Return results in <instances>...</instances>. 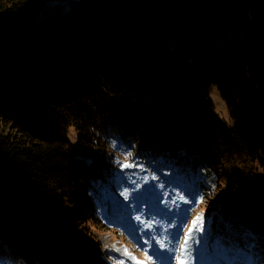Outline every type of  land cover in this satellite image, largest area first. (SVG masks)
I'll list each match as a JSON object with an SVG mask.
<instances>
[{"label":"trees","instance_id":"1","mask_svg":"<svg viewBox=\"0 0 264 264\" xmlns=\"http://www.w3.org/2000/svg\"><path fill=\"white\" fill-rule=\"evenodd\" d=\"M45 1L0 0V22L29 20ZM213 88L231 127L201 124ZM115 138L179 165L226 157L264 172V0H71L1 46L0 258L73 264L95 249L96 172H112Z\"/></svg>","mask_w":264,"mask_h":264},{"label":"rangeland","instance_id":"2","mask_svg":"<svg viewBox=\"0 0 264 264\" xmlns=\"http://www.w3.org/2000/svg\"><path fill=\"white\" fill-rule=\"evenodd\" d=\"M52 1H56L52 20H57L66 14L71 0ZM18 21L22 20L0 24ZM211 98L214 109L201 124L221 122L231 127L228 107L217 88L212 89ZM68 134L79 146L75 127ZM111 148L112 172H96L99 177L93 190L102 219L101 226L91 227L88 233L95 249L75 253L77 261L73 264H134L123 255L125 248L145 264H176L172 252L184 242L189 229V264H201V258L202 264H246L253 238L257 245L253 254L264 252V206L250 207L242 195L245 181H250L255 184L251 195L259 192L264 202L261 168L245 170L226 157L214 165L199 155L179 165L175 157L156 156L133 141L122 142L119 138L112 140ZM125 164L131 167H124ZM125 191L129 193L127 197ZM201 215L203 231L198 230L199 222L193 227V221ZM63 239L67 244V236ZM160 241L164 242L163 248H159ZM154 249L158 250L159 259L153 254ZM0 264L20 262L0 258Z\"/></svg>","mask_w":264,"mask_h":264},{"label":"water","instance_id":"3","mask_svg":"<svg viewBox=\"0 0 264 264\" xmlns=\"http://www.w3.org/2000/svg\"><path fill=\"white\" fill-rule=\"evenodd\" d=\"M53 2L56 1L46 0L29 21L22 20L13 24H0V47L18 44L28 39L32 33L56 21V19L52 20V9H49Z\"/></svg>","mask_w":264,"mask_h":264},{"label":"snow or ice","instance_id":"4","mask_svg":"<svg viewBox=\"0 0 264 264\" xmlns=\"http://www.w3.org/2000/svg\"><path fill=\"white\" fill-rule=\"evenodd\" d=\"M124 167H131L129 164H125ZM126 197L129 195L127 191L123 193ZM183 199V197H181ZM137 220L140 219L139 216L136 217ZM197 222L200 223L199 231H203V217L198 216L195 221H193V227L195 228L197 225ZM192 229L188 230V233L185 234L184 242L182 244H178V248H174L172 255L175 257L176 264H189L191 259V252L189 250V244L188 241L192 238L191 237ZM175 239V237H173ZM159 248L164 247V242L160 241L158 242ZM257 247L255 239L253 238V241L249 244V256L250 259L246 261V264H264V252L253 254V250ZM179 252L177 255L176 252ZM153 254L157 255V258H160V254L158 253V250L154 249ZM123 255L126 256L129 261H133L134 264H145L144 261L138 260L136 257L132 256V254L128 251L127 248L123 249ZM151 258L149 257V260ZM120 264H123V261H120ZM201 264H202V258H201Z\"/></svg>","mask_w":264,"mask_h":264},{"label":"bare ground","instance_id":"5","mask_svg":"<svg viewBox=\"0 0 264 264\" xmlns=\"http://www.w3.org/2000/svg\"><path fill=\"white\" fill-rule=\"evenodd\" d=\"M55 2H53L52 4H50L49 9H52V7L54 6Z\"/></svg>","mask_w":264,"mask_h":264}]
</instances>
